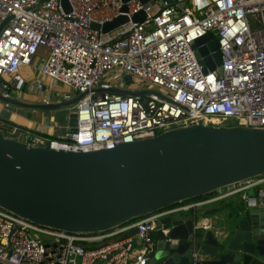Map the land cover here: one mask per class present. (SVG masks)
Here are the masks:
<instances>
[{"label": "built area", "instance_id": "obj_1", "mask_svg": "<svg viewBox=\"0 0 264 264\" xmlns=\"http://www.w3.org/2000/svg\"><path fill=\"white\" fill-rule=\"evenodd\" d=\"M68 3L69 10L62 0H0V25L7 21L0 31V91L9 97L19 92L21 69L40 56L34 89H47L49 78L83 94L68 106L77 125L65 134L53 137L0 118L5 136L80 152L113 149L199 121L228 125L232 120L264 128V0ZM140 12L145 16L135 21ZM120 16L127 20L104 31ZM208 34L217 39L221 63L205 71L194 45ZM98 88L150 92L134 96ZM71 96L43 97L42 103ZM263 186L264 174L223 187L207 199L183 201L98 232L46 227L0 207V264H147L158 226L169 230L164 218L181 211L195 215L200 206L239 194L248 208H264ZM193 260L231 264L206 259L197 249Z\"/></svg>", "mask_w": 264, "mask_h": 264}, {"label": "water", "instance_id": "obj_2", "mask_svg": "<svg viewBox=\"0 0 264 264\" xmlns=\"http://www.w3.org/2000/svg\"><path fill=\"white\" fill-rule=\"evenodd\" d=\"M62 2L69 10L68 0ZM144 16L140 12L133 19L140 21ZM126 20L120 16L107 23L104 31ZM6 23L0 25V31ZM194 46L201 63L207 66L205 71L221 63L219 45L212 34ZM125 79L128 84L132 82L130 75ZM97 91L134 96L150 92L118 88ZM82 96L33 104L0 91V100L7 103L45 110L68 107ZM76 125V113H70L69 127ZM263 174L264 128L199 121L120 143L113 149L80 152L34 146L0 131V207L68 232L110 230ZM199 221L197 213L164 218L162 222L169 230L165 233L158 226L156 247L147 264H194L195 249L215 261L264 264V208L247 207L232 223L216 230L206 231Z\"/></svg>", "mask_w": 264, "mask_h": 264}, {"label": "crops", "instance_id": "obj_3", "mask_svg": "<svg viewBox=\"0 0 264 264\" xmlns=\"http://www.w3.org/2000/svg\"><path fill=\"white\" fill-rule=\"evenodd\" d=\"M41 62L42 58L38 56L34 58L33 64L31 66H24L21 69L20 75H18V77H20L21 87L19 92H12L13 98L26 103L42 104L43 97H48L53 101H57V99L61 96H57L56 94L51 96L43 92V90L38 91L32 87L31 81L33 78H35L36 70L39 68ZM50 80L51 79L45 78V82H49ZM47 111L48 110L41 108H29L10 104L0 100V118L2 120L17 124L24 128H30L36 132L53 137L65 134L69 128V122L63 123L61 127L59 125L60 123L55 125L51 121L54 117L53 113ZM250 191L248 193H250ZM229 198L230 199L228 201L222 200L223 202L217 203L215 205H213V203L216 202H213L207 204L206 206L204 205L201 208H197L196 213L200 219L199 225L203 226L206 231L216 230L221 226L222 221L225 220V213L230 210L234 204H238L240 201L246 203L240 194ZM199 211L201 212V215H199Z\"/></svg>", "mask_w": 264, "mask_h": 264}, {"label": "rangeland", "instance_id": "obj_4", "mask_svg": "<svg viewBox=\"0 0 264 264\" xmlns=\"http://www.w3.org/2000/svg\"><path fill=\"white\" fill-rule=\"evenodd\" d=\"M49 79V78H48ZM46 86H47V89H43V92L51 95V96H54L55 94L57 96H63L66 92H69L72 96V98H74V96H76V93L74 91H71L68 86H66L65 84L61 83V82H58V81H47L45 82ZM47 112H50V113H53L54 117L52 118V123H54L55 125H57L58 123H60V127L61 125H63V123L65 122H69V116H70V110L67 106H62L58 109H52V110H48ZM228 125L232 124H236L235 121H228L227 122ZM230 198L228 199H225L223 201H228ZM223 201H220V202H216V203H213V205L217 204V203H221ZM188 202V201H186ZM179 204V203H178ZM206 206V205H205ZM203 206H200L199 208H201ZM247 208V204L244 203L243 201H240V203L238 204H234L232 206V208H230V210H228L225 215H226V218L225 220L222 221V224L221 226H226L230 223H232L235 219H236V215L239 214V212H242L244 211V209ZM186 214H191V212H184V211H181V212H178L177 214H174L173 216H184ZM199 215H201V212L199 211ZM220 226V227H221ZM156 235V234H155ZM154 235V237L156 238V236Z\"/></svg>", "mask_w": 264, "mask_h": 264}, {"label": "trees", "instance_id": "obj_5", "mask_svg": "<svg viewBox=\"0 0 264 264\" xmlns=\"http://www.w3.org/2000/svg\"><path fill=\"white\" fill-rule=\"evenodd\" d=\"M230 125H232V124H230ZM215 193H211V194H209V195H204V196H200V197H197V198H194V199H192L193 201H200V200H204V199H207V198H209V197H211V196H213ZM187 201H191V200H187Z\"/></svg>", "mask_w": 264, "mask_h": 264}]
</instances>
